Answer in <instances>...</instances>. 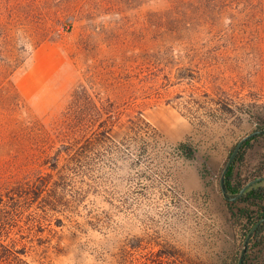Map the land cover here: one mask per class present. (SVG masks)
Instances as JSON below:
<instances>
[{"label":"rangeland","instance_id":"374dc122","mask_svg":"<svg viewBox=\"0 0 264 264\" xmlns=\"http://www.w3.org/2000/svg\"><path fill=\"white\" fill-rule=\"evenodd\" d=\"M89 98L114 120L143 113L151 150L121 138L78 166L64 155L56 211L42 202L45 218L12 233L29 240L20 256L238 264L252 223L232 215L220 180L239 141L264 129V0H0V183L28 167L58 177L54 160L40 166L45 147L62 148L66 112ZM183 141L196 159L177 155ZM244 153L248 183L264 174V135ZM259 250L251 264H264Z\"/></svg>","mask_w":264,"mask_h":264},{"label":"trees","instance_id":"16d2710c","mask_svg":"<svg viewBox=\"0 0 264 264\" xmlns=\"http://www.w3.org/2000/svg\"><path fill=\"white\" fill-rule=\"evenodd\" d=\"M88 102L91 104L87 107L72 105L66 112L65 120L58 132L62 148L57 149L54 156H50V151L54 146L45 147L44 153L47 159L44 158L40 166L48 165L49 162L45 160H54L49 168L60 173L58 177L54 173H43L41 169L28 167L25 177L20 181L6 180L0 183V264H29L20 256L28 253L29 240H21L12 233L21 227V223L31 221L33 218H35L33 220H37L38 217L45 218L39 212V204L42 202L46 209L40 208L41 211H56L55 205L61 201V195L57 191L61 189L62 181L67 178H64V171L70 170L69 165L61 166L60 164L64 155L71 158L69 162L78 166L85 158H88L89 153L103 147L108 142L121 138L132 140L143 154L151 150L152 140L155 139L157 131L146 120L143 113L129 115L127 120H120L122 117L119 116L116 118L118 120H114L117 115L115 110L103 105L99 106L90 98ZM260 136L263 135L255 136L245 143L227 174L226 188L231 197L239 195L247 184V181L240 180L236 168L244 158L245 147ZM175 151L178 156L186 160H194L198 154V149L185 141L180 142ZM259 176H264V174L256 177ZM220 189L223 193L221 180ZM51 192L56 193L55 199ZM225 200L230 204L234 217H244L247 222L252 223L251 231L255 224L264 218V181L248 189L239 199L225 198ZM39 218L38 220L41 221ZM258 247H260L259 252H263L264 223L259 226L249 241L244 264H251L252 254L257 253Z\"/></svg>","mask_w":264,"mask_h":264},{"label":"water","instance_id":"95a60500","mask_svg":"<svg viewBox=\"0 0 264 264\" xmlns=\"http://www.w3.org/2000/svg\"><path fill=\"white\" fill-rule=\"evenodd\" d=\"M258 135H264V129H259V130H256L254 131L253 133L251 134H248L247 136H245L244 138H242L239 143L237 144L236 148L234 149L224 171H223V174H222V177H221V187H222V190H223V195L226 199H230V200H233V199H239L242 195H244L246 193V191L248 189H250L251 187H253L254 185L264 181V176H260V177H257L253 180H250L241 190V192L239 193V195H237L236 197H231L229 194H228V191H227V188H226V178H227V174L231 168V166L233 165V163L235 162V160L237 159L238 155L240 154V152L242 151L245 143L247 141H249L251 138L255 137V136H258ZM264 223V218H262L260 221H258L255 226L251 229V231L249 232L245 242H244V245H243V249H242V252H241V255H240V258H239V262L238 264H244L245 262V257L247 255V252H248V245H249V241L252 237V235L256 232V230L259 228V226L261 224Z\"/></svg>","mask_w":264,"mask_h":264}]
</instances>
